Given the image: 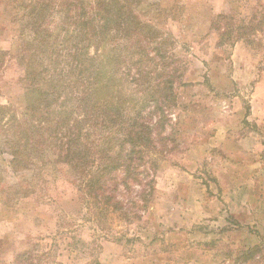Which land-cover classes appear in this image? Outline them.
Here are the masks:
<instances>
[{
	"label": "rangeland",
	"instance_id": "1",
	"mask_svg": "<svg viewBox=\"0 0 264 264\" xmlns=\"http://www.w3.org/2000/svg\"><path fill=\"white\" fill-rule=\"evenodd\" d=\"M137 1L142 19L170 40L179 70L172 135L159 143L169 152L152 155L150 207L132 210L141 217L132 221H96L52 167L42 178L13 173L0 134V264H19L27 251L43 264H264V0ZM232 20L241 38L213 29ZM20 30L0 25V49L12 58ZM15 64L0 63V106L24 105ZM14 185L31 188L30 197L7 204Z\"/></svg>",
	"mask_w": 264,
	"mask_h": 264
},
{
	"label": "trees",
	"instance_id": "2",
	"mask_svg": "<svg viewBox=\"0 0 264 264\" xmlns=\"http://www.w3.org/2000/svg\"><path fill=\"white\" fill-rule=\"evenodd\" d=\"M139 5L137 0H0V13L21 24L22 32L16 61L23 70L24 105L0 106V134L12 172L42 178L52 167L57 182L71 185L96 221L113 214L132 221L136 207L148 209L158 166L152 155L169 152L159 143L172 135L165 132L171 107L178 104L179 70L165 48L170 40L142 19ZM235 25L232 20L213 29L228 40L231 33L241 38L243 27ZM60 169L70 176L61 180ZM30 189L11 186L2 191H7L4 202L10 194L7 204L30 197ZM33 253L19 254L17 263L43 264Z\"/></svg>",
	"mask_w": 264,
	"mask_h": 264
},
{
	"label": "crops",
	"instance_id": "3",
	"mask_svg": "<svg viewBox=\"0 0 264 264\" xmlns=\"http://www.w3.org/2000/svg\"><path fill=\"white\" fill-rule=\"evenodd\" d=\"M2 13H4V11H2L1 13H0V15H2ZM3 23H12V22H10V21H7V16L5 15V14H3L2 16H0V25L1 24H3ZM22 36V35H21ZM21 36H20V39H21ZM17 55H18V53H17ZM17 55L16 56H14V58H12V56L10 55V53L8 52V51H6V50H1L0 49V58H1V60L3 61V63H6L7 64V66H8V64L9 63H12L13 61H15V65H16V67L22 72V74H23V70L18 66V64H17V61H16V57H17ZM8 56V57H7ZM10 61H12V62H10ZM21 74V75H22ZM21 77V76H20ZM19 77V78H20ZM6 105V104H5Z\"/></svg>",
	"mask_w": 264,
	"mask_h": 264
}]
</instances>
